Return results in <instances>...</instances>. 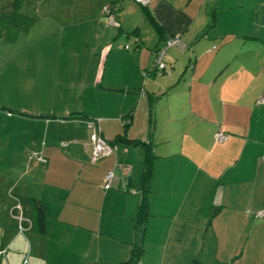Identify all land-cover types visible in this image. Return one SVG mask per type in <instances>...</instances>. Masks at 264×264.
I'll return each mask as SVG.
<instances>
[{
  "label": "crops",
  "instance_id": "crops-1",
  "mask_svg": "<svg viewBox=\"0 0 264 264\" xmlns=\"http://www.w3.org/2000/svg\"><path fill=\"white\" fill-rule=\"evenodd\" d=\"M132 3L0 29V264H120L137 244L136 264H264V0H150L152 21ZM87 119L149 144L145 184L142 146L89 160Z\"/></svg>",
  "mask_w": 264,
  "mask_h": 264
},
{
  "label": "rangeland",
  "instance_id": "rangeland-1",
  "mask_svg": "<svg viewBox=\"0 0 264 264\" xmlns=\"http://www.w3.org/2000/svg\"><path fill=\"white\" fill-rule=\"evenodd\" d=\"M15 1L16 0H0V29H3L4 31L7 30L8 32H10L9 35L20 26H24V28L27 29L29 25H23L25 24V19L23 17L30 18L32 21L31 24H33L34 20H39L41 21V23H47L48 18L54 17L63 18L66 21H69L70 19L78 16V14L81 13L84 5L93 3V5L95 6L97 0H18L16 6L14 4ZM132 4L133 5L131 6L133 8L137 7L139 10H141V8L136 6V4ZM14 6V11H11ZM122 10L123 9L119 7L117 13ZM29 29L26 30L28 32L21 31L20 33H22L23 35L26 34V36L30 37L33 32ZM7 31L6 33H8ZM127 45L129 46V44ZM3 190H5L4 187ZM0 194L1 211L2 207H6V205L3 202L5 200L4 195H2L3 193L0 192ZM16 213L17 212L13 211L11 212L10 216L15 215ZM22 260V264H25V262L27 261L26 255H23Z\"/></svg>",
  "mask_w": 264,
  "mask_h": 264
},
{
  "label": "built area",
  "instance_id": "built-area-1",
  "mask_svg": "<svg viewBox=\"0 0 264 264\" xmlns=\"http://www.w3.org/2000/svg\"><path fill=\"white\" fill-rule=\"evenodd\" d=\"M150 0H133L134 3L137 5L144 7L147 6ZM104 12V18L105 22L109 25H112L114 27H118L119 23L115 17V14L112 12V9L105 5L102 8ZM175 46L179 48L180 51H184L186 46L185 44L180 40V38L176 35L166 38L162 45L158 47L154 52V70L156 74H169L170 72V66L164 61L165 52L168 47ZM129 46L127 44L123 45L124 49H127ZM264 101V93L257 99V103H261ZM98 119H87L85 121V125L90 128V135H89V145H90V156L89 160L91 162H95L98 158L104 157L109 155L113 150V145H111L105 138H103L97 131L96 125H97ZM124 122H128L127 120H124ZM227 138V135L221 131L216 130L213 133V139L217 142H222ZM29 158H34L39 162H45V158L43 154L40 151H32L29 154ZM114 181V175L111 171H108L105 173L101 187L103 189L110 188L112 182ZM260 214H264V211L260 212ZM22 218L19 216L18 220L20 221ZM18 229L22 230L21 225H18ZM1 254V250H0Z\"/></svg>",
  "mask_w": 264,
  "mask_h": 264
},
{
  "label": "trees",
  "instance_id": "trees-1",
  "mask_svg": "<svg viewBox=\"0 0 264 264\" xmlns=\"http://www.w3.org/2000/svg\"><path fill=\"white\" fill-rule=\"evenodd\" d=\"M18 0L15 1V6L17 5ZM15 6L13 7V9L11 11H14ZM112 6V5H110ZM109 6V7H110ZM141 7V6H140ZM112 9V12L115 14V10L110 7ZM143 10V13L145 15L146 18H148V20L152 21V19L148 16V12L146 11V6L141 7ZM116 17V16H115ZM25 19V24L23 25H30L31 24V19L27 18V17H23ZM111 145L113 144V142H122L124 145L126 146H131V145H139L142 146L144 149V156H143V173H142V178H141V182L143 184L146 183L148 177H149V173H150V169H151V159H152V155H151V149L149 148V144H147L145 141H135L132 139H127L125 138L124 134H118L114 137V139L112 141H108ZM32 209H33V213H34V218L36 223L40 226L42 225V221H43V214L42 211L39 207L35 206L34 204L32 205ZM140 212L138 215V220L140 221L144 215L143 210V206H141L140 208ZM140 252H141V247L137 244L135 246L132 247L131 251H130V255L129 257L125 260L122 261L120 264H136L139 256H140Z\"/></svg>",
  "mask_w": 264,
  "mask_h": 264
}]
</instances>
